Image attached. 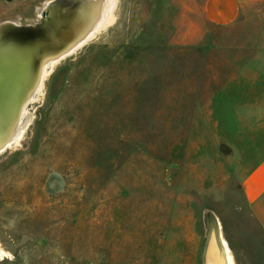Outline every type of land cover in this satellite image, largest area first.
I'll use <instances>...</instances> for the list:
<instances>
[{
	"label": "rangeland",
	"instance_id": "374dc122",
	"mask_svg": "<svg viewBox=\"0 0 264 264\" xmlns=\"http://www.w3.org/2000/svg\"><path fill=\"white\" fill-rule=\"evenodd\" d=\"M49 1L0 0V22ZM201 7L116 0L48 70L0 153V264H202L228 234L264 158V2L178 40Z\"/></svg>",
	"mask_w": 264,
	"mask_h": 264
},
{
	"label": "water",
	"instance_id": "95a60500",
	"mask_svg": "<svg viewBox=\"0 0 264 264\" xmlns=\"http://www.w3.org/2000/svg\"><path fill=\"white\" fill-rule=\"evenodd\" d=\"M110 4L111 0H50L35 22H0V153L16 141L23 110L42 86L48 66L91 39ZM228 249L219 229L211 228L202 264H229Z\"/></svg>",
	"mask_w": 264,
	"mask_h": 264
},
{
	"label": "crops",
	"instance_id": "0c3cea01",
	"mask_svg": "<svg viewBox=\"0 0 264 264\" xmlns=\"http://www.w3.org/2000/svg\"><path fill=\"white\" fill-rule=\"evenodd\" d=\"M201 20L177 26L178 40L201 38L208 24L229 25L240 16L245 5L264 0H199ZM243 203L233 214L230 230L223 232L235 264H264V158L242 181Z\"/></svg>",
	"mask_w": 264,
	"mask_h": 264
},
{
	"label": "bare ground",
	"instance_id": "6f19581e",
	"mask_svg": "<svg viewBox=\"0 0 264 264\" xmlns=\"http://www.w3.org/2000/svg\"><path fill=\"white\" fill-rule=\"evenodd\" d=\"M115 2H116V0H111L110 8L107 9V11L105 12L104 17H103V20H102V22H101V24H100L98 30L101 29L102 27H104L107 23L111 22V20L113 19V14H112V13H113V9H114ZM53 65H54V64L49 65L48 68L46 67V68H47V69H46L47 72H48V70H49L50 68L53 67ZM50 70H51V69H50ZM47 72H46V73H47ZM46 73H45V74H46ZM40 88H41V86L38 88L37 92L40 90ZM38 93H39V92H38ZM22 116H23V115H22ZM26 125H27V124H26ZM22 126H23V124H22ZM24 127H25V126H24ZM24 129H25V128H24ZM22 133H23V128H21L19 134H18L17 137H16V141H15L14 143L19 142V139H20ZM227 252H228V262H229V264H235L234 259H233V256H232V254L230 253V250L228 249Z\"/></svg>",
	"mask_w": 264,
	"mask_h": 264
}]
</instances>
